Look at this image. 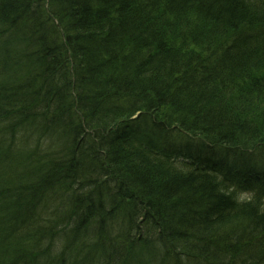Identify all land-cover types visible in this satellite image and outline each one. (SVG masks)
<instances>
[{"label": "trees", "instance_id": "obj_1", "mask_svg": "<svg viewBox=\"0 0 264 264\" xmlns=\"http://www.w3.org/2000/svg\"><path fill=\"white\" fill-rule=\"evenodd\" d=\"M156 110L147 148L117 131ZM263 119L264 0H0V264H102L120 241L113 256L132 264H264V189L246 198L211 168H180L188 150L175 166L155 154L181 150L170 130L246 158L264 151ZM102 126L118 148L89 142ZM156 221L164 239L133 253L125 225L143 243Z\"/></svg>", "mask_w": 264, "mask_h": 264}, {"label": "bare ground", "instance_id": "obj_2", "mask_svg": "<svg viewBox=\"0 0 264 264\" xmlns=\"http://www.w3.org/2000/svg\"><path fill=\"white\" fill-rule=\"evenodd\" d=\"M179 21H177L178 23ZM185 34V33H184ZM125 58V57H124ZM213 66V65H212ZM231 88V87H230ZM231 91H233V88L230 89ZM97 98L100 99V101L102 102V104L104 103L105 100H115V103H109L111 106H116L115 104H117V99L118 97L111 94L110 92L108 93H102L101 97L100 94L96 95ZM102 98V99H101ZM122 101L120 100L118 103H121ZM219 104V103H217ZM212 106V105H211ZM211 106H209V108H211ZM212 110V108H211ZM145 112V113H144ZM142 112V114H146L144 115L143 119L141 117V112L137 113L136 115H134L131 119H126L123 123V126L120 127L119 130H117L118 132H127V130L131 131H135V134H139L142 132L143 135H145V137H141L139 143L137 145H139L138 149H141L142 147H146L147 148V142L152 140V136L151 134L148 133V130L151 129V133H153L155 130L159 131V129H163L165 123L163 122V120L161 119V113L159 112V110L154 111L153 113H146V111ZM127 118V117H126ZM148 122H144L147 121ZM14 123V124H13ZM13 123H8L7 126H11L10 128L13 127V125H19V121H13ZM152 123V124H151ZM150 125V126H149ZM261 125L264 126V119L262 120ZM127 126V130L124 129ZM13 129V128H12ZM172 130V129H171ZM18 131H13L12 133V137L10 140V148L13 150H15V148L18 146V144L21 143V137L18 136L17 134ZM116 130L115 131H111L110 128L109 129H105L103 126L97 128L96 130H93L90 132V134L92 136H90L89 142L92 140V146H94V140L98 141L99 143H106L107 145H110L111 147H115L118 148L120 146V144L110 141L112 137H115L116 135ZM17 134V135H16ZM167 134L169 135V141L170 142H176V147L181 149V150H176L173 149L172 144L169 145L167 143V140H164V142H159L157 143V147H158V152L155 153L157 155L160 156L161 159H169V162L175 166V155H177L180 151L184 150V151H189L190 155L187 156L186 155H180L177 158V163L179 164V167L182 168L185 171H190V173H196L197 169H208L211 168L212 169V177H220L221 179L224 180V178L228 179L229 181H232L233 185L235 186L237 185V188H239L242 193L243 196L245 194V197L248 198L249 196H251L253 193H257L258 191L262 192L264 189V151L260 150V147H256L253 149L252 154H250L251 156L246 157V158H240V152H244V147L240 146V145H228V142L226 141V143H222L220 141H215L216 138L212 136V139L209 138H202L199 135H194L196 138V141L188 143V141H185L183 138H181L180 136L177 137L176 133L170 130H167ZM14 136H16V138L14 139ZM136 136V135H135ZM191 136H193L191 134ZM17 137L19 140H17ZM94 137V140H93ZM199 138V139H198ZM16 140V141H15ZM148 140V141H147ZM246 142V141H245ZM243 141V143H245ZM191 147V149L189 148V146ZM238 144H239V140H238ZM99 145V144H98ZM175 145V144H174ZM245 145V144H244ZM229 146V148H228ZM114 148V149H115ZM230 149V150H229ZM197 151V155L194 151ZM200 153V154H199ZM235 153V154H234ZM200 155H203L205 157V159L203 160L202 158H200ZM239 159V161L241 160L240 164H229V160L231 162L234 161V159ZM202 159V160H201ZM95 162V159L93 160ZM242 171L245 172L244 175H249L252 176L253 178L251 180H247L246 182H243L242 180ZM205 172V171H204ZM207 176H209L208 174H205ZM104 196V195H103ZM104 198L106 199V197L104 196ZM5 202H7V199H4ZM94 202H96L97 204L101 202V200L99 198H94L92 199V203L94 204ZM102 203V202H101ZM19 212H21L20 210H14V213L16 215H19ZM122 224V223H121ZM128 224V223H127ZM155 227L153 226V228H155V230L151 231L152 236L146 232L143 231V235L145 240L143 243H141V239L142 237H140V231H138L136 229V227H132L130 225V223L127 225H125V228L122 232L124 237H128V247L132 250L133 253L137 252V251H145V253L148 254H153L152 250H151V246H150V240L149 238H154V239H164V230L162 225L156 221L155 222ZM124 225V224H123ZM147 240V241H146ZM117 242V241H116ZM115 242V243H116ZM117 244L119 245L118 247H112V251H108V253L105 255V257H102L103 260L101 259L102 264L106 263L107 264H132L133 261L130 263V258L127 255H123V258H117L114 257L113 254L115 252L118 251V249H121L122 247H124L123 242H117ZM249 253L253 256V255H258L259 254V250L257 249V247L253 244L250 245L249 247ZM102 256V255H101ZM132 258V257H131ZM157 260V259H156ZM205 260H201L200 264H203ZM193 262V263H191ZM191 264H199V262L197 263L196 261H191ZM209 261H207L208 263ZM209 264V263H208ZM256 264H261V263H256Z\"/></svg>", "mask_w": 264, "mask_h": 264}, {"label": "rangeland", "instance_id": "obj_3", "mask_svg": "<svg viewBox=\"0 0 264 264\" xmlns=\"http://www.w3.org/2000/svg\"><path fill=\"white\" fill-rule=\"evenodd\" d=\"M168 264H169V262H168Z\"/></svg>", "mask_w": 264, "mask_h": 264}]
</instances>
